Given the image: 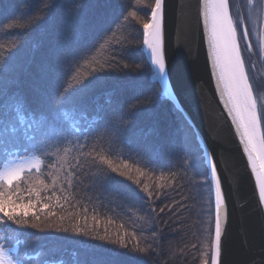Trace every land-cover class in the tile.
I'll return each instance as SVG.
<instances>
[{"label":"trees","instance_id":"obj_1","mask_svg":"<svg viewBox=\"0 0 264 264\" xmlns=\"http://www.w3.org/2000/svg\"><path fill=\"white\" fill-rule=\"evenodd\" d=\"M154 4L155 0H0V106L13 113L6 125L16 127L21 141L30 143L27 137L33 132L29 125L34 122L30 112L25 113L24 124L15 118L17 97L26 99L35 112L39 135L52 134L54 129L78 134L103 118L113 136L119 133L123 142L103 135L101 130L97 149L113 153L110 158L118 163L114 153L130 151V156H123L130 165V174L150 187L160 186L168 194L152 205L156 210L154 216L127 180L115 182L103 195L87 193L91 197L83 201L89 208L87 226L98 229L94 235H104L106 229L111 239L117 233H127V250L71 233L43 232L37 239L28 232L17 234L8 225H0L5 235L12 233L26 241L19 245V254L27 264H44L47 260L52 264L211 261L208 227L213 207L207 186L201 184L206 168L203 151L190 136L185 140L189 123L165 94L157 98L162 88L144 48H139L140 19L150 18ZM133 11L139 19H122ZM118 48L124 51L117 58L119 66L111 63L109 68ZM81 56L69 84L90 80L86 90L87 120L80 118L85 108L61 105L56 98L69 62ZM93 70L99 73L95 79H91ZM145 97L154 102L147 104ZM137 102L143 106L137 107ZM192 162L194 166H190ZM137 167L143 170V176L135 171ZM41 171L47 170L42 166ZM70 195L74 203L81 199ZM161 207L165 208L163 213L159 212ZM93 208L98 224L91 219ZM72 210L82 211L78 205ZM149 243L160 254L159 259L131 251L134 247H148ZM9 246H16L15 240Z\"/></svg>","mask_w":264,"mask_h":264},{"label":"snow or ice","instance_id":"obj_2","mask_svg":"<svg viewBox=\"0 0 264 264\" xmlns=\"http://www.w3.org/2000/svg\"><path fill=\"white\" fill-rule=\"evenodd\" d=\"M252 3L253 0H249V4ZM150 12L149 19H140L142 41L139 48L141 51L144 47L148 49V58L156 66L160 77L159 83L162 86V92L157 97L159 98L163 94L174 95L167 93L168 82L165 79V0H155ZM201 16L208 28V41L219 92L239 133L243 152L247 154V164L255 174L258 201L264 203V103L258 99L254 91L244 56L245 51L252 52L255 38L256 52L264 59V26L255 25L250 31L244 14L239 11L235 16L232 14L229 0H201ZM129 17H137V12L133 11L122 19L127 20ZM123 54L124 51L121 49L115 50L109 68L111 63L119 66L117 58ZM80 59H83V56L69 62L56 98L61 105L85 108L80 118L87 120L86 90L90 80L69 84L71 73ZM97 75L99 73L93 70L91 79H95ZM144 100L147 104L154 102L148 97ZM140 106L143 105L137 102V107ZM13 111L21 124L26 123L25 113H31L34 123L29 125V128L33 134L27 137L30 143L24 144L18 135L19 130L6 125V121L13 113L4 111L3 106H0V156H3L0 160V225H8L17 234L28 232L37 239L43 232L71 233L127 250L129 246L124 240L127 233L123 235L117 233L116 238L111 239L106 229L104 235H94L98 233V229L87 226L89 208L83 203L84 200L91 199L87 193L100 192L103 195L110 191L115 182L127 180L135 186L142 202L147 204L148 211L155 216L156 210L152 205L162 197H167V191L158 185L150 187L147 182L130 174L128 160L123 159V156L131 155L130 151L114 153L120 160L118 163L110 158L113 153L105 154L97 149L96 141L102 138L101 130L103 135L113 137L118 143L123 142L119 133L113 136L109 124L105 123L103 118L86 130H80L78 134L66 129H54L52 134L39 135L35 125L36 114L28 107L26 99L21 100L17 97ZM189 136L199 142L191 125L186 126L185 140ZM9 156L12 157L11 160L8 159ZM68 156H71V159H67ZM46 160L51 163H45ZM203 160L206 168L202 173L204 180L201 184L207 186L213 207V219L208 227L212 245V264H221L222 236L228 216L223 183L228 179L233 187H238L240 178L238 174L235 178L229 177L228 170L222 162L218 168V158L210 150H205ZM194 163L192 162L190 166H194ZM42 166L47 171H41ZM220 169H223V172ZM135 171L140 176L144 175L139 167ZM58 192L60 195H57ZM70 194L78 195L81 199L74 203ZM77 205L82 211L72 210ZM91 211L92 221L98 224L96 210L93 208ZM164 211V207L159 209L161 213ZM135 235L133 232L132 236ZM155 235L153 233L154 238ZM13 240L16 246L10 247ZM23 243L26 241L19 239L17 235L12 233L5 235L4 230L0 229V264H27L19 254V245ZM131 251L145 256L151 254L157 259L160 255L152 248L151 243L148 247H134ZM44 264L52 262L47 260ZM202 264H208V261L203 260Z\"/></svg>","mask_w":264,"mask_h":264},{"label":"water","instance_id":"obj_3","mask_svg":"<svg viewBox=\"0 0 264 264\" xmlns=\"http://www.w3.org/2000/svg\"><path fill=\"white\" fill-rule=\"evenodd\" d=\"M165 3V79L167 93L174 94L165 97L191 125L203 154L210 150L218 158V168L222 162L229 177L238 174L240 178L238 187H233L228 179L223 183L228 216L222 236L221 264H264V203L258 201L255 174L247 164L239 133L219 92L208 28L201 16V0ZM144 51L159 82L148 49L144 47Z\"/></svg>","mask_w":264,"mask_h":264},{"label":"flooded vegetation","instance_id":"obj_4","mask_svg":"<svg viewBox=\"0 0 264 264\" xmlns=\"http://www.w3.org/2000/svg\"><path fill=\"white\" fill-rule=\"evenodd\" d=\"M229 4L234 16L238 11L244 14L250 31L255 25L264 26V0H253L252 4H249V0H229ZM253 40L252 52H244L245 62L249 68V77L254 85V91L258 99L264 103V59L257 54L255 38Z\"/></svg>","mask_w":264,"mask_h":264},{"label":"rangeland","instance_id":"obj_5","mask_svg":"<svg viewBox=\"0 0 264 264\" xmlns=\"http://www.w3.org/2000/svg\"><path fill=\"white\" fill-rule=\"evenodd\" d=\"M11 159H12V158H11ZM11 159H9V160H11ZM209 264H212V246H211V261H210Z\"/></svg>","mask_w":264,"mask_h":264}]
</instances>
